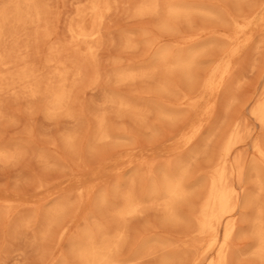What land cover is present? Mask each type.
<instances>
[{
    "label": "rangeland",
    "instance_id": "1",
    "mask_svg": "<svg viewBox=\"0 0 264 264\" xmlns=\"http://www.w3.org/2000/svg\"><path fill=\"white\" fill-rule=\"evenodd\" d=\"M37 1L41 20L0 41V53L18 69L44 79L41 94L33 96L26 84L0 86V264H79L74 250L85 245V234L97 233V224L98 237L121 233L116 263L165 264L162 259L173 255L180 259L169 264H208L216 246L206 248L203 238L195 250L188 245L198 241L195 219L206 174L235 124L241 141L230 158L240 159L243 173L233 181L238 196L227 264H264L255 255L254 235L255 219L264 220V189L258 191L254 173L260 167L264 176L254 150L255 144L264 148V129L252 115L264 96V22L254 19L264 17V0H178L185 13L170 20L165 0L156 15L137 14L149 0H106L98 18L89 13L91 0ZM77 25L95 31L96 38L74 46ZM161 50L199 52L185 75L158 69L154 80H118L119 74L151 67ZM228 56V72H217L213 92L200 94L211 69ZM57 58L69 73L68 97L51 114L45 92L59 87L51 77ZM111 100L137 106L141 117L120 112ZM99 120L106 139L97 140ZM198 127L201 133L189 142ZM178 159L188 170L184 185L193 189L189 201L178 203L177 219L169 221L144 191ZM133 176L139 211L117 226L97 202L125 189ZM110 203L119 204L114 198ZM59 207L63 212L55 220Z\"/></svg>",
    "mask_w": 264,
    "mask_h": 264
},
{
    "label": "bare ground",
    "instance_id": "2",
    "mask_svg": "<svg viewBox=\"0 0 264 264\" xmlns=\"http://www.w3.org/2000/svg\"><path fill=\"white\" fill-rule=\"evenodd\" d=\"M176 2L179 1L165 0L164 12L166 20L181 17L185 13V9L181 5H175ZM106 4V0H91V4L88 9L89 13L94 18H98L100 10L107 6ZM158 7L159 0H149L148 5L137 9V14L148 12L150 14L156 15L159 13ZM41 16L42 10L37 0L4 1L0 6V41L5 35L14 34L18 27H23L26 24L38 23L41 20ZM254 19L260 21L261 23L264 22L263 16ZM250 21L251 20L249 19L242 25L244 26ZM242 25H240V28L243 27ZM76 29L77 31L73 33V38L75 41V43L73 42L75 44L74 46H80V44L96 38L97 34L95 33L94 29V32L88 33L85 32L79 25H77ZM90 30H92V28ZM90 46L85 45V50L88 53L91 52ZM237 49L238 47L234 46L232 52L235 54ZM67 50L71 49L69 48ZM198 52V50H191L184 54H172L168 50H161L154 57V64H151V67H147L142 71H128L127 73L119 74L118 80H154V76L158 69H162L168 75H170V73L175 70L180 71L181 74L185 75L192 67ZM230 59L231 57L228 56L227 58H222L218 63H216V65L211 69L209 76L203 82L200 94L205 91L213 92V88L210 86V84L214 82L213 79L217 72H222L223 74L228 72ZM23 63L24 62H22V66H24ZM56 64L58 68L55 69L51 77L58 82L59 87L48 88L45 92L47 98L49 99V105L52 109L51 114L62 109L68 97V93L64 88L65 83L68 80L69 73L63 64L58 62V58ZM18 66L19 64H15L12 59L0 53V86H2V84L13 85L18 82L30 86L29 94L31 96L41 94L40 80L44 79L38 78L29 68L23 67L22 69H18ZM82 68L84 69V67ZM49 70L51 69L49 68ZM83 71L80 72L84 74ZM80 72H77V74L79 75ZM199 95L193 99L195 102L199 101ZM111 103L114 104L120 112L127 113L135 119L141 117L137 106L128 104L122 100H111ZM252 115L255 118L254 120H256L257 123L264 129V96L263 99L255 106L254 110L252 111ZM201 130L202 128L200 127L196 128L193 136H189L187 140L189 142L192 141L195 135H199L201 133ZM96 137L97 140L106 139L109 137L103 120L98 121V131ZM240 141L241 129L239 124H235L231 132L228 134L226 141L221 146L220 152L217 154L218 156L211 171H207L208 174H206L208 184L207 188H205V194L203 193V199H200L201 203L199 204L195 219L197 223L196 234L198 241L196 240L192 242L193 244L188 245L190 246L188 250H195L198 246L197 244H199V239L201 238L207 240L206 248L216 246L215 258L209 260L208 264H227L229 245L232 234L235 231V222L232 217L235 213L238 196V192L233 181L235 179L238 181L240 179L241 181L242 177L240 176L243 173H241V166L239 165L240 159L238 157H232L231 160L230 154L232 148ZM254 150L261 163L260 166H264L263 146L260 144H255ZM184 163V159H178L177 161L169 164L162 170L163 172L159 177L152 178L149 188H147V190L145 189L144 191L148 200L151 201L150 203L152 206L162 213L164 219L169 221L177 219L178 203L184 202L186 200L189 201V197L192 195L191 190L193 188H187L184 185V179L188 173V170L183 166ZM259 169L255 168L254 171L255 185L257 186L258 191L261 192L264 189V176L263 171H259ZM135 178L136 176H133L129 179L128 186L125 189H116L109 195L104 194L97 202V204H99L102 209L109 213L111 219H113L117 226H119V224L121 226V223L125 222L127 217L135 215L139 211V201H137V197L140 193V189H138L136 186ZM238 181H236V184H238ZM110 197L114 198V200L119 202V204L112 205L110 203ZM62 212L63 208L61 207L55 209L52 214L53 218L56 220L57 216ZM254 225V235L257 243L255 255L264 260V220L259 216L255 219ZM99 228L100 227L98 224L95 225L97 233L99 232ZM97 233H92L90 231L89 233L85 234V236L81 238V242L85 245H83L82 248L74 250L79 264H119L113 261V257L118 252L119 243L121 241V233L119 231L116 232L114 236H112L113 238L109 237L107 234L101 236L99 235L100 237H98ZM179 259L180 256L170 255L165 259L163 258L162 263L169 264L172 261H179Z\"/></svg>",
    "mask_w": 264,
    "mask_h": 264
}]
</instances>
